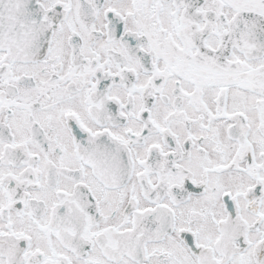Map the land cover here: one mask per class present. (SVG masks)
<instances>
[{
	"label": "snow or ice",
	"instance_id": "snow-or-ice-1",
	"mask_svg": "<svg viewBox=\"0 0 264 264\" xmlns=\"http://www.w3.org/2000/svg\"><path fill=\"white\" fill-rule=\"evenodd\" d=\"M0 264H264V0H0Z\"/></svg>",
	"mask_w": 264,
	"mask_h": 264
}]
</instances>
